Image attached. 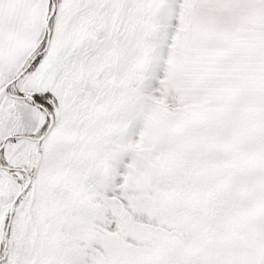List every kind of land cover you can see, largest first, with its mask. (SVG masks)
Here are the masks:
<instances>
[{
  "label": "snow or ice",
  "instance_id": "snow-or-ice-1",
  "mask_svg": "<svg viewBox=\"0 0 264 264\" xmlns=\"http://www.w3.org/2000/svg\"><path fill=\"white\" fill-rule=\"evenodd\" d=\"M0 264H264V0H0Z\"/></svg>",
  "mask_w": 264,
  "mask_h": 264
}]
</instances>
